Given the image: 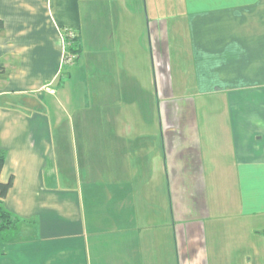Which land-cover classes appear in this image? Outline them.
Masks as SVG:
<instances>
[{
	"label": "crops",
	"instance_id": "obj_1",
	"mask_svg": "<svg viewBox=\"0 0 264 264\" xmlns=\"http://www.w3.org/2000/svg\"><path fill=\"white\" fill-rule=\"evenodd\" d=\"M172 4L0 0V264H264V0H178L191 96Z\"/></svg>",
	"mask_w": 264,
	"mask_h": 264
},
{
	"label": "rangeland",
	"instance_id": "obj_2",
	"mask_svg": "<svg viewBox=\"0 0 264 264\" xmlns=\"http://www.w3.org/2000/svg\"><path fill=\"white\" fill-rule=\"evenodd\" d=\"M176 5L170 8V16H178V26L177 28L171 27V47L172 50V62H171V77L170 82L172 83L173 94L175 96H191L195 91L194 80L192 75L191 65L188 64V58L191 57L189 53L188 44H186V20L184 23V16L181 15V11L179 9L178 0H172ZM172 13V15H171ZM181 19V20H180ZM172 23V22H171ZM186 27V28H185ZM184 57H187V62L184 61ZM183 62V63H182ZM187 65V68H185ZM67 66L64 65L63 72H66ZM187 69V70H186ZM183 71V72H182ZM152 76L155 78L156 73Z\"/></svg>",
	"mask_w": 264,
	"mask_h": 264
},
{
	"label": "trees",
	"instance_id": "obj_3",
	"mask_svg": "<svg viewBox=\"0 0 264 264\" xmlns=\"http://www.w3.org/2000/svg\"><path fill=\"white\" fill-rule=\"evenodd\" d=\"M65 34H66V37H64L65 51L67 54L73 55L74 59L76 60L78 58V51H79V49L77 48V46H78L77 45L78 44L77 38L75 35L70 37L67 34V32ZM3 71H4L3 65L0 64V73H2ZM3 163H4V157H3V155H0V172H1V169L3 166ZM12 183H13V177L12 176L9 177V179L7 180L6 183H2L0 181V198H4L6 196L8 190L12 186ZM0 222H1L2 228L6 227L10 224H13L12 219L10 217V214L1 207V204H0Z\"/></svg>",
	"mask_w": 264,
	"mask_h": 264
},
{
	"label": "built area",
	"instance_id": "obj_4",
	"mask_svg": "<svg viewBox=\"0 0 264 264\" xmlns=\"http://www.w3.org/2000/svg\"><path fill=\"white\" fill-rule=\"evenodd\" d=\"M68 35L71 37L74 34L72 32H69ZM64 48H65V46H64ZM73 60H74L73 55L67 54L66 51L64 50V57L62 59V63H63L62 65L71 64L73 62Z\"/></svg>",
	"mask_w": 264,
	"mask_h": 264
}]
</instances>
